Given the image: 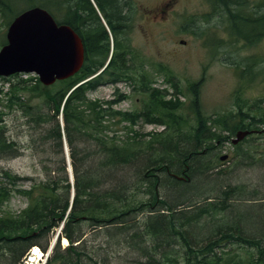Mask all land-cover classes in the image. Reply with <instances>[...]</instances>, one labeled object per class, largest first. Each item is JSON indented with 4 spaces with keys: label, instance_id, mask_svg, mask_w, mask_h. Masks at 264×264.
Segmentation results:
<instances>
[{
    "label": "trees",
    "instance_id": "obj_1",
    "mask_svg": "<svg viewBox=\"0 0 264 264\" xmlns=\"http://www.w3.org/2000/svg\"><path fill=\"white\" fill-rule=\"evenodd\" d=\"M1 2L7 5L9 11L12 10L11 2L6 0ZM216 2L226 10L231 31L239 33L249 42L264 36V1L216 0ZM28 3V6L40 5L47 8L58 22L66 23L77 30L84 38L86 53L84 64L77 73L52 85H44L38 77L34 76L20 78L16 82H13L11 77L4 78L10 82L7 99L9 110L0 109V158H15L23 152V143L19 140L18 133L16 137L13 136L6 116L17 108L31 131L30 141L35 142L37 147H42V151L49 154L48 156L53 155L54 157H48V160L50 162L53 160L52 163L55 164L54 166L44 164L42 173L27 176L17 174L6 167H0V264H23L20 259L31 246L36 244L47 251L50 240L44 243L41 238L50 234L51 230L59 226L64 218L66 220L63 230L59 232L57 242L45 264L85 262L86 255L81 249L86 239L84 230L78 227L82 221L91 222L92 228L105 227L112 237L126 235L128 231L132 233V236H126L124 240L138 250L141 256H144V259H139L137 264H264V202L262 207L258 206L259 209L263 208L262 214L253 215L260 223L254 224L244 220L230 224L228 223L230 219L213 217L212 222H207L209 218L207 213L199 218L197 214L192 215L191 217H195L198 221L194 224L191 218L188 222L184 220L183 214L186 215L189 212L178 208L182 205L181 203L171 204L166 200L165 206L171 210L170 214L156 211L155 215H151L143 223L142 230L137 229L135 223L136 232H131L132 227L127 226L120 231L115 229L114 235L112 234V228L120 220L131 219L132 216L129 215L134 211H141L147 205L157 201V178L152 172L160 168L162 164L164 169L168 168L167 165L170 167V163L182 164V166L189 164L191 174L198 167L197 176H205L207 182H210L209 177L212 176L210 172L200 170V159L197 158L203 154L200 152V147L204 145V142H208V148H215V144L210 145L212 139L219 138L224 141L228 137L224 135L222 138L220 134L211 132L208 119L200 112L198 102L195 100L197 124L194 135L192 134L191 137L200 139L194 145L195 149H199V153L193 148L184 152L183 140L180 144L177 141L172 147L163 149V152L165 150L167 154L165 155L167 161L168 157L173 158L170 163L163 162V155H157L155 164H143L144 158L139 157L135 149L128 150V154H123L124 158L120 157L119 134L110 133L112 129L117 131L119 126V110L112 106L116 101L91 100L88 98V92L101 83L134 79L131 74L132 67L129 64L134 63L137 54L135 57L131 56V52L134 51L125 39L131 30L128 14L129 0H28ZM99 10L110 31L102 21ZM16 14L13 11L9 13V16L7 15V24ZM249 29L257 30V32L252 34ZM110 32L114 41L113 53L108 65L93 78L87 79L96 73L109 57ZM134 74L141 83L144 82L143 73L134 72ZM19 76L21 75L15 74L14 77ZM74 86L75 88L69 93ZM26 92L31 95L26 97ZM154 97L155 112L161 119L166 118L168 125L174 129L173 132L178 131L182 117L174 111L178 102L166 100L159 91L154 93ZM64 99L63 116L65 133L71 147L73 185L67 172L62 129L58 119ZM122 115L131 122L136 121L135 115L131 112H124ZM237 115L247 116L243 111H239ZM251 116L253 122L249 124L245 123L243 118L232 122L227 117L217 119L216 123L221 128H230L229 130L235 133L240 129H255L258 127L257 121H264L262 116L260 119H256L255 115ZM139 141L141 140L138 139L137 142ZM157 142L158 146H163L161 139ZM77 144H83L84 147L79 148ZM91 144L95 146L94 150ZM132 145L134 141L125 143V146L129 148ZM88 148L91 152L87 151ZM135 173L139 175L142 173L140 179L145 178L138 189L145 186L142 192L146 194V200L137 197L136 185L132 181ZM25 180L30 181L28 186L22 184L26 182ZM17 183L22 184L16 187V190L27 199V206L17 212H11L3 209V205L13 193L12 185ZM174 183L176 186L183 184L177 192L188 196L194 194L195 186H192L190 182L171 181V184L169 183L171 188ZM72 186L74 197L71 202ZM132 188L135 189L131 191ZM243 189L246 190V186ZM197 191L200 190L197 189ZM214 191L225 194L221 188ZM200 193L201 191L199 195L202 196L203 194ZM233 195L234 192L231 191L227 195L226 202L216 203L215 206L217 207L215 209L225 212L226 217H231L228 213L230 209L228 199ZM247 210L252 211L250 207ZM244 227L248 229L243 230ZM63 237L68 239V245L64 249L60 245ZM231 242L238 243L242 251L224 246L225 243L227 245ZM176 251L181 252L182 255L175 257L173 253Z\"/></svg>",
    "mask_w": 264,
    "mask_h": 264
},
{
    "label": "rangeland",
    "instance_id": "obj_2",
    "mask_svg": "<svg viewBox=\"0 0 264 264\" xmlns=\"http://www.w3.org/2000/svg\"><path fill=\"white\" fill-rule=\"evenodd\" d=\"M6 1L11 2L14 9H18L17 11L29 4L28 0ZM132 1L134 19L132 29L128 34L130 41H128L131 47L138 49L143 59L150 64V67L146 68L144 72L150 79L155 77L157 84L144 79L143 83L138 80L130 82L128 85L119 84L116 81L114 82L115 86L113 84L102 86L105 84L103 83L97 90L90 92L91 97L88 92V98L91 100L96 98L116 101L112 106L119 110V126L117 131L111 128L110 133L119 134V147H127L125 146L127 141H134V145L129 150L135 149L136 153L140 155L139 157L144 158L143 164L148 163L147 165L155 164L157 155H163V162L170 163L173 158L168 157L167 161L165 159L167 154L165 150L163 152V149L172 147L173 143L177 141L180 144L184 140L185 149H182L184 152L192 148L197 150L194 145L200 139L191 137L197 124L196 108L193 110L190 107L196 98H198L200 112L208 119L211 132L220 134L222 138L225 135L224 137H229V139H225V142L219 138L212 139L210 145L216 143L219 148L209 147L207 151L197 157L198 160L200 159V170L210 172L212 175L209 177L210 182H207L205 176H197L198 167L191 174L188 164L185 167L189 172L186 181L195 186L194 194L188 196L177 192L178 186L180 189L183 184L177 186L173 184L171 188L169 185V183L171 184L170 173L174 170L183 174L184 166L174 163L173 170L170 172H158L160 179H157V201L147 205L141 211H134L129 215L132 216L131 219L124 222H121L123 219L120 220L119 224L112 228V234L114 235L115 229L120 231L122 228L126 229L127 226L132 227L131 232H134L136 228L142 230L143 223L151 215H155L156 211L170 214L171 210L165 206L166 200L171 204H182L178 208L189 212L186 215L183 214L186 222L191 218L194 224H197L198 221L195 217L192 218V215L197 214L199 218L209 213L207 222H212L213 217L215 219H230L228 221L230 224L244 220L254 224L258 223L259 221L256 220L258 218L253 215L263 212V208L259 209L258 206L262 207V202H264V131L248 135L245 140L235 146L231 143V138L235 137V133L229 130L230 128H221L216 121L226 117L232 122L243 118V121L249 124L253 122L251 115H255L256 119L264 117V37H259L250 43L232 33L227 14L220 13V10L217 11L211 0H177L176 3L170 4L163 13L160 9L164 8L167 0ZM9 13L7 5L0 0V47L6 39ZM30 75L35 74H23L11 79L16 82L20 78H27ZM9 85L10 82L0 78V109L6 111L9 110L7 106ZM173 88L176 91H172ZM157 91L166 100L178 102L174 111L183 117L180 120V128L176 132H173L174 129L168 125L166 118L161 119L155 112L154 93ZM138 92L144 93V95ZM29 95L31 93L26 92V97ZM180 106L182 107L178 110ZM239 111H243L247 116L239 117L237 115ZM124 112L133 113L136 121L131 122L125 119L122 115ZM6 116L13 136L16 137L18 133L24 148L22 154L15 158H0V167H6L17 174L27 176L42 173L44 164L54 166L55 163L48 160V157L53 158L54 156H48L49 154L42 151V147H37L35 142L30 141L29 133L31 131H29L20 111L15 108ZM256 125L258 126L256 129L261 130L264 127V121H257ZM138 139L142 142H137ZM158 139L163 141V146L157 145ZM207 144L208 142L204 143L200 150L204 151ZM67 145L69 159L72 162L71 147L69 143ZM77 146L84 147L83 144H77ZM91 148L94 150L95 146L91 144ZM87 151L91 152L89 148ZM226 154L229 157L222 159L221 156ZM119 156L124 157L121 153ZM70 165H66L67 172H70ZM155 172L156 170L152 173ZM135 175L132 181L135 183L136 189L132 188L131 191L135 189L137 197L146 200L147 196L142 192L145 186L138 189L145 178L144 180L140 179L142 173L140 175L135 173ZM25 181L24 186H28L30 181ZM22 184L12 185L13 193L3 205V209L17 212L26 207V198L16 190V187ZM244 186H246V190L243 189ZM218 188L224 190L225 194L214 191ZM197 189L201 191L200 194H203V197L199 195L200 191ZM231 191L234 192L232 198L228 199L230 207L228 213L231 217H226L225 212L215 209L217 208L215 206L216 203L226 202L227 195ZM71 193H74L73 186ZM248 207L252 211H248ZM247 216L249 217L246 218ZM78 227L84 230L86 239L81 249L86 255L85 262L82 261V264H137L139 259H144L138 250L125 242L126 236H132L129 231L126 235L112 237L105 227L92 228L89 221H82ZM59 228L60 226L56 227L50 234L41 238L44 243L50 240L47 251L43 252L40 248V253L43 252V256L40 255L35 259L31 249L24 253L25 264L46 262L47 255L52 251L50 246L56 239ZM247 229L244 227L243 230ZM64 239L66 238L64 237L60 241L62 249L68 245V240L65 244ZM224 246L242 251V247L238 243L231 242L227 245L225 243ZM139 249H141L140 246ZM173 254L175 257L182 255L179 251Z\"/></svg>",
    "mask_w": 264,
    "mask_h": 264
},
{
    "label": "water",
    "instance_id": "obj_3",
    "mask_svg": "<svg viewBox=\"0 0 264 264\" xmlns=\"http://www.w3.org/2000/svg\"><path fill=\"white\" fill-rule=\"evenodd\" d=\"M84 61L81 37L66 24H58L44 8H29L10 23L7 44L0 50V75L36 72L45 84L74 74ZM249 131H239L233 142Z\"/></svg>",
    "mask_w": 264,
    "mask_h": 264
},
{
    "label": "bare ground",
    "instance_id": "obj_4",
    "mask_svg": "<svg viewBox=\"0 0 264 264\" xmlns=\"http://www.w3.org/2000/svg\"><path fill=\"white\" fill-rule=\"evenodd\" d=\"M119 5V4H118ZM122 6V5H121ZM118 9V8H117ZM117 11V10H116ZM81 13V12H80ZM113 21V20H112ZM115 23V22H114ZM112 29V28H111ZM156 89V88H155ZM70 93V92H69ZM68 93V94H69ZM154 98V97H153ZM64 104H65V99L63 100V102H62V105H61V109H60V113H59V115H58V119H59V123H60V126H61V129H62V142H63V153H64V155H65V159H66V165L67 164H71L70 166H69V171L70 172H68V175H69V179H70V181H71V184L73 185V181H74V172H73V165H72V162H70V159H69V152H68V145H67V143H69V142H67L68 141V139H67V136H66V133H65V122H64V116H63V109H64ZM130 115H132V114H130ZM27 117V116H26ZM156 117V116H155ZM138 118V117H137ZM241 130V129H240ZM246 130H248L249 131V133H248V135H250V134H253V133H255L256 131L257 132H259V131H264V127L261 129V130H259V129H252V130H249V129H246ZM98 134V133H97ZM98 137H100V136H98ZM102 137V136H101ZM67 139V140H66ZM205 143V142H204ZM124 145V144H123ZM64 146H65V149H64ZM207 148H208V146H206V147H204V151L202 150H200V152L202 153H204L205 151H207ZM119 150H120V153H121V155L123 156V154L127 151V150H129V147H119ZM198 151V153H199V150H197ZM61 152V151H60ZM126 154H128V151L126 152ZM127 156V155H126ZM124 157H125V155H124ZM123 157V158H124ZM229 157V156H228ZM227 159V158H226ZM58 160V159H57ZM170 161V160H169ZM53 162V161H52ZM164 164H167V163H164ZM171 165H170V167H169V165H167L168 166V168L167 169H164V168H162L163 167V164H162V166H160V168H156L155 170H156V172L154 173L155 174V176H156V178L157 179H160L159 178V173L158 172H165V173H167V172H170L171 170H173V168L172 167H174V164H172V163H170ZM185 167L186 166H184V169H183V171L182 172H184L183 174L182 173H180L179 171V173L178 172H176V171H174L173 170V172H171L170 174H171V177H170V180L171 181H173V182H180V181H186L187 179H188V177H189V172H188V170L187 169H185ZM149 168V167H148ZM166 168V167H165ZM53 169H54V167H53ZM68 171V170H67ZM175 184V183H174ZM179 185H181V184H179ZM233 187V186H232ZM176 189H177V187H176ZM178 189H179V186H178ZM224 191V190H223ZM219 196V195H218ZM73 197H74V194L73 193H71V196H70V201L72 202L73 201ZM221 198V197H220ZM209 200V199H208ZM192 201V200H191ZM215 201V200H214ZM225 201H227V200H225ZM151 202V201H150ZM193 202V201H192ZM220 202V201H219ZM224 202V201H223ZM214 209V208H213ZM69 212V211H68ZM68 212L66 213V216L68 215ZM65 220H66V218H64V220L59 224V226H60V228H59V232H61L62 230H63V227H64V225H65ZM125 220H127V218L126 219H123L122 220V222H124ZM119 224V223H118ZM57 228H58V226H57ZM54 229V228H53ZM52 231V230H51ZM59 232L57 233V236H56V239H54V241L52 242V244H51V246H50V250L51 249H53V246L55 245V242H56V240H57V238H58V234H59ZM84 235H85V233H84ZM64 238V237H63ZM66 238V237H65ZM67 238L66 239H64V241H65V244H67ZM37 247V246H36ZM38 250V249H37ZM217 250V249H216ZM178 253V252H177ZM40 255L41 256H43L42 255V253H40L39 251H32V256H34V258L35 259H37V258H39L40 257ZM49 255V254H48ZM48 255H47V257H48ZM47 257H46V260H47ZM21 260V259H20Z\"/></svg>",
    "mask_w": 264,
    "mask_h": 264
},
{
    "label": "flooded vegetation",
    "instance_id": "obj_5",
    "mask_svg": "<svg viewBox=\"0 0 264 264\" xmlns=\"http://www.w3.org/2000/svg\"><path fill=\"white\" fill-rule=\"evenodd\" d=\"M177 0H169V2H167L166 3V5H164V8H161L160 10L162 11V12H164L165 11V9L169 6V4L170 3H174V2H176ZM99 13H101V11L99 10ZM117 82H119V80H117ZM103 83H101V84H99L98 86H96L94 89H91L90 91H93V90H95V89H97L100 85H102ZM257 132V131H256Z\"/></svg>",
    "mask_w": 264,
    "mask_h": 264
}]
</instances>
